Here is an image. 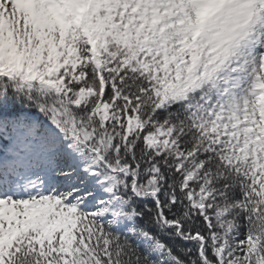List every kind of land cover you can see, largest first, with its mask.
<instances>
[{
  "label": "snow or ice",
  "instance_id": "1",
  "mask_svg": "<svg viewBox=\"0 0 264 264\" xmlns=\"http://www.w3.org/2000/svg\"><path fill=\"white\" fill-rule=\"evenodd\" d=\"M0 264H264V0H0Z\"/></svg>",
  "mask_w": 264,
  "mask_h": 264
}]
</instances>
